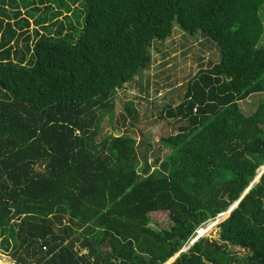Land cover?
<instances>
[{
	"label": "trees",
	"instance_id": "obj_1",
	"mask_svg": "<svg viewBox=\"0 0 264 264\" xmlns=\"http://www.w3.org/2000/svg\"><path fill=\"white\" fill-rule=\"evenodd\" d=\"M263 7L0 0V251L14 264H264V172L243 195L264 165ZM176 24L213 39L220 60L165 107L184 121L162 137L170 153L150 159L149 137L127 131L99 139V109ZM258 93L246 113L241 102ZM126 107L135 124V103ZM236 201L219 239L183 250ZM158 211L170 227L155 226Z\"/></svg>",
	"mask_w": 264,
	"mask_h": 264
},
{
	"label": "rangeland",
	"instance_id": "obj_2",
	"mask_svg": "<svg viewBox=\"0 0 264 264\" xmlns=\"http://www.w3.org/2000/svg\"><path fill=\"white\" fill-rule=\"evenodd\" d=\"M72 18L76 22V18L74 16ZM261 43L264 44V36ZM151 51L150 65L141 70L133 80L114 91L111 97L113 107L99 109L100 118L98 120L99 139L107 135L117 136L125 131L137 139L142 135H147L153 144L149 152L150 159L159 154L161 158H164L170 153L172 146L163 143L162 137L177 132L180 125L184 123V121L166 115L167 104L176 105L183 100L188 82L198 74L199 70L210 67L220 60V49L213 39L202 32L195 34L185 32L179 24L175 25L173 34L167 39L156 40L151 46ZM261 95L262 93L254 94L249 97V100L241 102L246 113L256 108ZM128 101L135 103L140 117L135 124L131 123V116L126 120L123 118V114L127 113ZM234 205L236 203H233L230 208ZM228 214L229 211L224 215ZM154 218L157 227H170L172 224L165 211L156 212ZM218 221V216L207 220L202 224V228L200 227L205 231L201 233L199 228L196 234L200 237L208 236L210 239H219ZM196 240L197 235L191 241ZM188 245L183 250H186ZM227 247L233 248L239 254L247 252L246 249L236 245L229 244ZM261 258L264 260V257ZM14 262L13 257L0 251V264H14Z\"/></svg>",
	"mask_w": 264,
	"mask_h": 264
},
{
	"label": "water",
	"instance_id": "obj_3",
	"mask_svg": "<svg viewBox=\"0 0 264 264\" xmlns=\"http://www.w3.org/2000/svg\"><path fill=\"white\" fill-rule=\"evenodd\" d=\"M263 172H264V165H263L262 167L259 168V173H258V175H256V177L254 178V180L252 181V183L250 184V186L245 190V192L243 193V195H244L245 193H247V192L249 191L250 187H251L255 182H257V181L259 180V178H260V176L262 175ZM238 201H239V200H238ZM238 201H236L235 203L237 204ZM235 206H236V205H234L232 208H229L227 211L230 212ZM227 211H225V212L219 214V215H218V220H220L222 216H225V215H223V214L226 213ZM218 222H219V221H218ZM199 237H200V235L197 234V240L199 239ZM194 242H195V241H194ZM194 242L191 241V242L189 243V245L187 246V248H189L190 245H192ZM184 248H185V247H184ZM172 260H173V259H171L170 261H172Z\"/></svg>",
	"mask_w": 264,
	"mask_h": 264
},
{
	"label": "clouds",
	"instance_id": "obj_4",
	"mask_svg": "<svg viewBox=\"0 0 264 264\" xmlns=\"http://www.w3.org/2000/svg\"><path fill=\"white\" fill-rule=\"evenodd\" d=\"M261 167H262V166H261ZM258 173H259V172H258ZM257 175H258V174H257ZM232 210H233V209H232ZM226 211H227V210H226ZM224 212H225V211H224ZM222 213H223V212H222ZM219 214H221V213H219ZM219 214H218V215H219ZM190 242H191V241H190ZM44 248H46V246H44ZM187 249H188V248H187Z\"/></svg>",
	"mask_w": 264,
	"mask_h": 264
},
{
	"label": "bare ground",
	"instance_id": "obj_5",
	"mask_svg": "<svg viewBox=\"0 0 264 264\" xmlns=\"http://www.w3.org/2000/svg\"><path fill=\"white\" fill-rule=\"evenodd\" d=\"M224 214H226V213H224ZM224 214H223V215H224ZM201 231H202L201 233H203V232L205 231V229H203V230H201ZM198 233H199V232H198Z\"/></svg>",
	"mask_w": 264,
	"mask_h": 264
}]
</instances>
